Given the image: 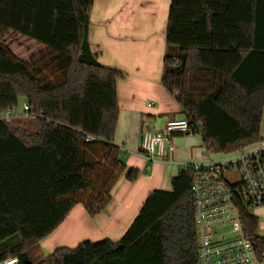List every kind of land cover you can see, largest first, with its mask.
Listing matches in <instances>:
<instances>
[{
	"label": "trees",
	"instance_id": "trees-1",
	"mask_svg": "<svg viewBox=\"0 0 264 264\" xmlns=\"http://www.w3.org/2000/svg\"><path fill=\"white\" fill-rule=\"evenodd\" d=\"M93 6L94 0H0V262L197 264L193 170H182L171 192H152L118 243L42 253L40 243L78 205L90 218L103 213L126 171L114 144L124 74L91 50ZM9 34L37 51L18 56L4 43ZM161 81L184 118L198 125L207 154L236 155L258 144L264 0H173ZM26 115L33 122L21 123ZM127 178L134 182L138 173ZM244 221L260 249L259 221Z\"/></svg>",
	"mask_w": 264,
	"mask_h": 264
},
{
	"label": "crops",
	"instance_id": "crops-1",
	"mask_svg": "<svg viewBox=\"0 0 264 264\" xmlns=\"http://www.w3.org/2000/svg\"><path fill=\"white\" fill-rule=\"evenodd\" d=\"M171 2L94 0L91 50L100 64L124 74L117 81L120 113L114 144L120 149L126 171L115 185L106 210L90 218L82 205L75 207L65 222L40 243L44 256L60 248L76 249L85 242L118 243L152 192H171L172 180L184 166L208 159L194 150L199 147L196 138L185 139L189 135L176 136L172 153L154 162L140 152L144 132H160L169 119L184 118L180 103L161 81ZM133 170L138 178L131 182L127 175Z\"/></svg>",
	"mask_w": 264,
	"mask_h": 264
},
{
	"label": "built area",
	"instance_id": "built-area-1",
	"mask_svg": "<svg viewBox=\"0 0 264 264\" xmlns=\"http://www.w3.org/2000/svg\"><path fill=\"white\" fill-rule=\"evenodd\" d=\"M28 111V107H26ZM11 113L5 114L9 118ZM198 125L187 119H169L156 133L144 132L140 152L154 162L172 153L176 136L198 134ZM193 170L192 195L198 238L197 264H264V223L255 210L264 209V139L220 164L209 162L184 166ZM237 171L240 181H227L226 174ZM245 217L259 221L255 240L245 231ZM231 227V231L227 228ZM0 264H19L9 258Z\"/></svg>",
	"mask_w": 264,
	"mask_h": 264
},
{
	"label": "rangeland",
	"instance_id": "rangeland-1",
	"mask_svg": "<svg viewBox=\"0 0 264 264\" xmlns=\"http://www.w3.org/2000/svg\"><path fill=\"white\" fill-rule=\"evenodd\" d=\"M4 43L6 45H8L15 54H17L18 56H21L25 59L29 58V56L31 54H33V52L37 51L36 47H34L33 44H29V43L25 42L19 36L14 35V34H9L7 36V38L4 40ZM22 110H23V105L21 103L19 106V112L21 113ZM34 119L35 118L32 115H26V117L22 118L21 123H24V122L29 123V121L33 122ZM16 122L17 121H11L10 125L14 126L13 124H15ZM189 137L190 138H196L197 142L199 143L198 144L199 147H197L194 150L196 152H198L200 156H202V153L203 154L205 153V156L208 158L209 162H214L215 164H220V163H224V162H228V161L232 160L233 157L235 156V154H229V155L211 154V155H209L206 153V149L204 148L202 138L199 134L189 135L188 137H185V139L189 138ZM261 137H262V139H264V124L262 125V129H261ZM230 178L236 183H238L240 181L239 173L237 171H234V170H232L230 174H226V180L228 181ZM254 213L256 215L260 216V222L264 223V209L255 210ZM231 230H232L231 227L227 228V231H231Z\"/></svg>",
	"mask_w": 264,
	"mask_h": 264
},
{
	"label": "water",
	"instance_id": "water-1",
	"mask_svg": "<svg viewBox=\"0 0 264 264\" xmlns=\"http://www.w3.org/2000/svg\"><path fill=\"white\" fill-rule=\"evenodd\" d=\"M205 154V153H204Z\"/></svg>",
	"mask_w": 264,
	"mask_h": 264
}]
</instances>
